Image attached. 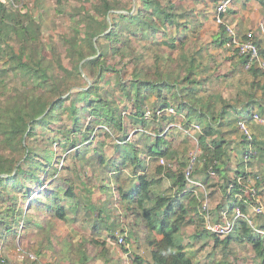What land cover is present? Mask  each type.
Listing matches in <instances>:
<instances>
[{
    "label": "trees",
    "instance_id": "obj_1",
    "mask_svg": "<svg viewBox=\"0 0 264 264\" xmlns=\"http://www.w3.org/2000/svg\"><path fill=\"white\" fill-rule=\"evenodd\" d=\"M19 1L0 0V246L34 229L35 243L24 253L37 254L40 262L42 257H55L51 264H93L102 255L108 263L103 254L117 240L125 217V223L132 225L126 240L134 238L139 245L146 241L150 253L149 261L132 253L131 264H203L193 247L203 238L204 246L222 253V259L209 264H240L230 250L234 245L251 251L247 259L251 264H264V236L258 231H264V211L252 217L249 205L254 197L244 196L250 181L255 189L264 185V127L251 116L245 121L262 135L241 131L238 139L231 140L223 130L241 121L242 113L258 110L264 118V82H251L235 103L210 93L200 95L201 53L187 54L189 35L180 34L182 27L188 31L190 22L181 19H190L191 12L173 0H76L80 3L70 11L63 8L64 0H57L62 5L56 9L58 20L65 16L69 22V31L58 44L42 37L48 17L42 0H25L37 21L28 11L23 13L25 6L17 5ZM255 1L264 7V0ZM233 13L229 8L222 16L227 19ZM173 27L175 37L155 42ZM133 39L170 49L179 41L181 47L175 56L158 54L149 67L135 56ZM230 39L228 24H221L213 42L223 47ZM253 43L264 55L255 36ZM127 50L133 58L132 71L125 77V66H120ZM239 51L240 62L246 65L250 55ZM251 69L258 76L259 71ZM15 79L19 84L12 82ZM177 115L184 117L187 136L194 124L201 127L198 144L203 152L185 173V160L173 149L164 128ZM41 129L62 135L58 143L62 154H71L86 178L75 184L69 175L56 185V181L46 184L45 178L63 169L56 159L60 148L38 144ZM234 129L227 135L238 130ZM141 130V137L130 138ZM231 150L236 152L234 171L229 167ZM251 159L260 166L257 173L248 169ZM198 174L214 180L210 195L219 197L209 213L201 203L204 193L193 183ZM94 188L99 196L91 197ZM83 192L88 199L83 216L91 237L78 244L69 238L58 241V222L79 220L70 216L77 209L71 202L84 198ZM236 210L244 217L236 219ZM223 213L234 222L224 237L207 229V222H219ZM105 231L108 238L98 240ZM91 247L105 249L93 255Z\"/></svg>",
    "mask_w": 264,
    "mask_h": 264
},
{
    "label": "rangeland",
    "instance_id": "obj_2",
    "mask_svg": "<svg viewBox=\"0 0 264 264\" xmlns=\"http://www.w3.org/2000/svg\"><path fill=\"white\" fill-rule=\"evenodd\" d=\"M162 1L166 3L168 0ZM173 1L177 4L184 5L185 8L189 10V12H191L190 19H181L182 22L188 20L190 23L188 24V31H186L185 27L180 28V34L189 35V39H187V44L185 47V52L187 54L201 53L202 67L199 76L200 79H203V83L199 90L200 95L210 93L217 96H221L223 99L230 100L231 102L235 103L239 95H244L243 91L249 90L251 82H264V55H258V59L256 60V62H253L248 65V60L246 65H242L240 62L241 60L239 54L237 53V49H240L245 41H253V36H255L257 40L261 41V47L264 49V7H261L260 4L257 3L255 0H233L232 3L229 5V8H231L234 13L229 15L227 19H222L223 23L228 24V34L231 39L223 47H217L216 44L213 42V35L220 30L221 25L216 20V9L219 0L217 2L215 0ZM23 3L25 6L23 8V13L28 11L29 13H31V15L33 14V19L37 21L38 16H36L35 18V13L32 11L33 9L31 8L32 5H29L28 2L25 0H20L17 5L21 6ZM42 3L44 7L48 9V17H46L44 26L42 27V37L43 39L53 42L54 44H58L59 40L61 39V35L69 31V22L67 23V21L65 20V16H61L62 18L60 17L58 20V17L56 15V9L59 10L62 5L58 4L57 0H42ZM79 3L80 2H76V0H64L63 8H66V11H70V9H72L75 5H78ZM81 3L85 2L82 1ZM48 7H51V9H49ZM174 31V27L169 28L167 30V35H158V39L155 42L169 41L171 38L175 37ZM245 36L247 37L246 40ZM152 42L153 41L133 39L132 47L134 48L135 56L138 58V61L141 65L143 64L149 67H153L157 60L158 54L164 56L173 54L175 56L179 53L178 51L181 47L179 41H176L175 49H170V47H168L167 45H162L160 47L154 46L151 44ZM124 55L125 56L122 62L123 64L120 67L125 66V77H128L132 71L131 59L133 58V56H131V53L128 50L125 51ZM161 64L164 65L163 63ZM252 67L259 71L258 76L254 74V71L251 69ZM108 78V76H105L104 82H106ZM12 82L14 84H19L20 81L18 79H15ZM81 83L85 84V80H82ZM261 94L262 91L259 90L258 96L261 97ZM169 112L171 114H176V111L174 109H169ZM256 112L257 113H253L252 115L242 113L239 115L241 121H238V123L236 122L234 126L223 127V130L226 132V137L231 140L236 138L238 139L240 137L241 131L245 133L247 132V135L252 134L253 131L256 134L262 135L259 129L250 127V124L245 121L251 116L260 114L258 110ZM147 115L150 116V111H147ZM259 117V119L254 118V122L264 127V122L260 120L263 117H261L260 115ZM183 119V116L177 115V119L172 123L165 124L164 128L165 131L167 130L169 140L173 141V149L179 153L180 158H183L185 160L186 166L183 170V172L185 173L186 171H189V168L193 164L194 160L200 157L203 150L202 147L198 144V136L201 127L194 124L193 129L189 132L187 136L186 128L183 126L182 122ZM228 123L229 122H227V124ZM176 126L178 128L177 130H175ZM235 127L238 130L235 131L232 135H227V131H234ZM133 133L130 138H139L142 136L141 134L144 133V131L141 130L139 132H136L135 135ZM183 138H186L187 140L185 141ZM62 139L64 138L61 134L48 131L47 129H41V141L38 140V144L54 149L56 147H59L60 150L56 159L60 161V164L58 165L59 170L63 169V171H60L59 173L55 171V176H48L47 178H45L46 184L56 181V185L58 184V181L61 178L69 175L76 179L75 184L80 182V178H86L83 173L84 170L81 169V166L78 165L75 159H72V155L62 154L63 147L58 144L59 141ZM115 141L117 140L115 139ZM249 147V149H252V146ZM230 154L232 157V162L229 167L234 171L237 167L236 152L234 150H231ZM251 160L253 165L252 167H248V169L254 173H257L260 166L258 165L256 159ZM90 173L91 171L89 170L86 174ZM125 173L128 174L131 172ZM262 177H264V172L261 173V178ZM192 179L195 181L193 183L199 187V191L201 193H204V197L208 195L211 206L214 205L219 199V197L216 195H210L212 192L210 184L213 183L214 180L212 178H208L205 180L201 178V174H198L197 177H192ZM61 183L63 186H65L64 182ZM95 183H98V181H95ZM254 184V181H250L246 185V190L244 193V196L249 198L248 200H250V197H252V195L254 197L253 203L249 205V213L252 217H254L256 214L258 204L264 206V185H261L260 187L255 189ZM28 186H33V182H30ZM163 188L165 187L163 186ZM82 195L84 196V198L79 200L77 203L74 200L71 202L72 205H76V211H78L79 214H77L74 210L71 211L70 216H79V220L76 222L70 221L67 224L58 222V241H62L64 238H69L71 242L78 244L81 243V241L84 240L85 237H91V226L88 227V224L86 223L85 218L83 216V208L87 205L88 199L85 192H83ZM91 195V197L99 196L98 190L94 188L91 192ZM206 202L207 200H205L204 198L201 199L202 206L205 205ZM231 203H233V200L231 201ZM118 213L119 211H113V214L116 216L118 215ZM225 214L227 219L229 220L230 218L228 213ZM125 221L126 219L125 217H123L121 221L122 225L116 232L117 240L112 244H109L110 251H106L103 254L104 256H106V258L110 259L109 262L105 263V260L101 258L102 255H100L98 259L94 260L93 264H131V254L137 253L136 250L139 251L145 257L147 256L146 249H140L137 240H135L134 238L126 240L127 234L130 233L129 228H131L132 225H127ZM124 225L125 229L123 228ZM258 231H260L261 234H264V231ZM36 232L37 230L29 229L28 235L26 237H17L16 240H12L9 245L3 243L0 246V255L3 259H5V262H2V264L53 263L55 257H42V262H40V257H38L37 254L33 252L24 253L25 251H27L26 248L32 249L31 246L35 243V235L33 233ZM106 237L108 238V234L105 231L103 235L98 238V240L103 241L104 239H106ZM193 243V247L197 251V259H199L200 262L204 264H209L211 262H214L215 260L222 259L221 252H213L211 249L212 246L210 245H208L207 247L204 246L206 243L205 238H203L196 244L195 242ZM58 246L60 249H62L63 243L58 244ZM144 247L147 248L146 246ZM123 248L127 250H124ZM103 249L105 248L98 249L97 247H91L88 250L94 255L97 250L99 251V253H101ZM230 250L236 252V257L239 258L238 263L251 264L250 260L247 261V259H250V256L252 255L250 250L243 251L242 247L236 245L232 246Z\"/></svg>",
    "mask_w": 264,
    "mask_h": 264
},
{
    "label": "built area",
    "instance_id": "obj_3",
    "mask_svg": "<svg viewBox=\"0 0 264 264\" xmlns=\"http://www.w3.org/2000/svg\"><path fill=\"white\" fill-rule=\"evenodd\" d=\"M233 0H219L218 2V6L216 9V20L218 23L223 24L222 19L223 16L229 9V5L232 3ZM240 54L241 55H250L249 58V64L256 62V60L258 59V49L256 47V45L253 43V41L247 40L245 41L241 48H240ZM253 118H260L259 115H254ZM261 121L264 122V119L261 118ZM247 133V132H246ZM161 165L165 164L164 160H161ZM205 200H207L206 204L203 205V208L206 210L207 213H209V211L212 209L210 200L208 198V195L205 196ZM257 210L256 213H261L264 211V206L258 204L257 206ZM244 217V215L242 214V212L240 210H236V215L235 218H241ZM249 223L252 225V221L249 220ZM234 222L231 220H228L226 217V214L223 213L222 214V218H220L219 222H213V221H208L207 222V229L210 230L213 233H217L218 235L224 237L227 234H229L232 231ZM261 233V232H260Z\"/></svg>",
    "mask_w": 264,
    "mask_h": 264
},
{
    "label": "crops",
    "instance_id": "obj_4",
    "mask_svg": "<svg viewBox=\"0 0 264 264\" xmlns=\"http://www.w3.org/2000/svg\"><path fill=\"white\" fill-rule=\"evenodd\" d=\"M258 125H259V124H258ZM197 187H198V186H197ZM214 205H215V204H214ZM214 205H212V206L214 207ZM248 216H249V215H248ZM260 235L264 236L263 233H262V234L260 233ZM199 241H201V240H196V241H195V244L198 243ZM139 246H140V247H139L140 249H144V250L146 249L147 256L145 257L144 255H142V254H141L139 251H137V250H136V252H137V253H140V254L144 257V259H146V260L149 261V260H150V253H149V247H148V245L146 244V241H143V243H141ZM144 246H146L147 248H145ZM197 260L200 262L199 259H197ZM201 263H202V262H201ZM203 264H204V263H203Z\"/></svg>",
    "mask_w": 264,
    "mask_h": 264
}]
</instances>
